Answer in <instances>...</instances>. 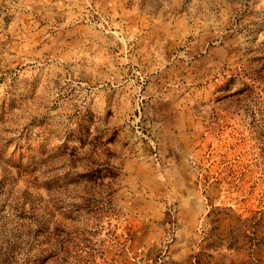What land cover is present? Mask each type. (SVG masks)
Segmentation results:
<instances>
[{"label": "rangeland", "instance_id": "obj_1", "mask_svg": "<svg viewBox=\"0 0 264 264\" xmlns=\"http://www.w3.org/2000/svg\"><path fill=\"white\" fill-rule=\"evenodd\" d=\"M0 264H264V0H0Z\"/></svg>", "mask_w": 264, "mask_h": 264}]
</instances>
